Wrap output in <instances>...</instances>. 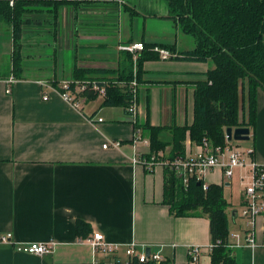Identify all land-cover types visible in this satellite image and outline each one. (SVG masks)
<instances>
[{
  "label": "crops",
  "instance_id": "1",
  "mask_svg": "<svg viewBox=\"0 0 264 264\" xmlns=\"http://www.w3.org/2000/svg\"><path fill=\"white\" fill-rule=\"evenodd\" d=\"M49 9L33 6L22 16V72L9 93L5 89L12 76L11 26L0 21V63L5 57L7 65L0 72V235L11 233L13 241L0 242V264H85L91 247L78 240L95 231L114 243L164 244L170 264H190L188 247L202 246L197 264H211L207 216H173L163 202L164 167L146 169L131 163L136 149L144 153L150 149L142 143L132 145L134 125L124 107L102 106L103 96L87 99L83 94L77 108L57 88L61 80L76 79L74 68L117 67L120 45L141 41L174 46L173 56L142 63L138 119L140 123L148 114L154 126L190 125L193 83L212 65L175 58L193 48L194 40L184 41L185 33L167 16L163 0H77L58 9L56 22ZM250 135L253 157L264 163L262 89L257 90L256 125ZM142 137L150 143L147 135ZM159 138L168 142L171 134L164 130ZM107 139L119 140L121 146L103 148ZM170 147L159 152L167 156ZM199 150L186 132L184 155ZM202 180L222 185L225 198L235 186V202L226 198L228 229L242 232L238 173L227 179L215 167ZM78 220L90 227L87 235L77 234ZM256 232L258 238L264 235V215L257 218ZM50 239L56 241L50 253L15 250L16 243ZM230 253L236 264H264V247L235 248Z\"/></svg>",
  "mask_w": 264,
  "mask_h": 264
},
{
  "label": "trees",
  "instance_id": "2",
  "mask_svg": "<svg viewBox=\"0 0 264 264\" xmlns=\"http://www.w3.org/2000/svg\"><path fill=\"white\" fill-rule=\"evenodd\" d=\"M77 0H0V21L11 26L12 52L11 73L20 78L22 72L21 34L25 23L23 14L33 6L50 7L48 10L56 22L58 9ZM168 17L178 23L180 30L192 36L193 48L175 55L184 60L210 62L212 65L202 73L203 78L194 81L193 121L190 125L171 123L168 127L151 125L148 114L139 123L142 133L149 138V154L157 157L159 151L170 145L167 156L184 155V140L188 132L190 141L202 144L208 141L212 146H223L226 127H248L254 131L256 125L257 90H264V0H163ZM79 2V1H78ZM133 13V9L124 6ZM136 60V78L141 82L142 63L159 58L153 51L155 46L166 48L173 56L174 46L144 43ZM132 54L122 51L119 64L114 69L74 68L76 79L106 82L102 106L128 105L129 96L115 81H130L133 78ZM245 92L246 101L242 116H239V92ZM87 99L98 94L87 90ZM168 130L170 141H162L159 134ZM163 202L176 217L206 215L209 220L211 264H236L225 241L229 235L226 209L229 206L223 193V186L204 181L197 185L191 178L183 189L175 174L164 167ZM78 235H87L90 227L81 220L76 223ZM134 264H153L134 262ZM166 264V263H163Z\"/></svg>",
  "mask_w": 264,
  "mask_h": 264
},
{
  "label": "built area",
  "instance_id": "3",
  "mask_svg": "<svg viewBox=\"0 0 264 264\" xmlns=\"http://www.w3.org/2000/svg\"><path fill=\"white\" fill-rule=\"evenodd\" d=\"M12 4V0H10ZM144 48L141 41L123 44L119 46L121 51H127L133 56V78L130 81L118 80L114 83L119 86L124 93L129 96L128 105L125 108L129 121L134 125V134L132 137V145L142 143L148 147L149 142L142 137V129L139 125V84L136 78V59L138 53ZM154 51L159 53L161 58L170 57L168 50L154 47ZM15 81L13 76H10L6 82L5 92L9 93L10 85ZM106 82L98 84L95 80L86 79H64L60 81L57 88L60 96L73 105L79 107V95H83L85 91H94L98 95L104 96ZM46 99V96H44ZM98 118V121H101ZM226 140V135H225ZM121 146L119 140L107 139L103 144V148L118 149ZM200 150L194 155H175L169 157L162 152H158L157 157L152 154L148 158L149 152H142L136 149L132 156V164H140L146 169H151L155 165H162L171 170L175 176L181 181L183 189L188 187L189 180L196 178L202 180L206 172L210 169L218 167L222 170L223 175L227 179H233L238 173L242 180V206L240 216L245 220V228L242 232L229 233L225 241V246L229 250L235 248L255 249L264 247V235L261 238L257 237L256 221L259 216L264 215V163L257 162L253 153L252 147L240 148L238 145L228 142L223 146H212L208 141H203L199 145ZM203 184V188H206ZM79 243L88 244L91 247V259L85 264H134L153 263V264H170L167 257L163 254L164 244H141L136 241L126 243H114L107 241L103 233L95 231L90 237L81 238ZM0 242L11 244V233H3L0 235ZM56 241L50 239L44 242H24L16 243L15 250L19 252L42 255L50 253L54 250ZM174 246V244H171ZM212 244L208 245L209 250ZM146 248H149L146 254ZM203 247L198 245L189 246L187 249L188 260L190 264H197L201 256Z\"/></svg>",
  "mask_w": 264,
  "mask_h": 264
},
{
  "label": "rangeland",
  "instance_id": "4",
  "mask_svg": "<svg viewBox=\"0 0 264 264\" xmlns=\"http://www.w3.org/2000/svg\"><path fill=\"white\" fill-rule=\"evenodd\" d=\"M123 16H125V14H123ZM126 16H127V13H126ZM183 39L185 42H193V38L192 36L188 35V34H184L183 35ZM181 46V44H180ZM3 60L1 61L0 63V72H3L7 69V65L5 64L6 62V58H2ZM210 63V62H209ZM245 95L243 94V92L240 90L239 92V116L241 117L242 116V113H243V105H245ZM252 134V133H251ZM251 136V135H249ZM232 144L234 145H238L240 148H249L252 146V143H253V138L252 136L250 137V139L248 140H239V141H231ZM227 194H226V198L230 201V202H235L236 200V188L235 186H233L232 190H231V195H230V191L229 189L226 191ZM237 204V203H235Z\"/></svg>",
  "mask_w": 264,
  "mask_h": 264
},
{
  "label": "water",
  "instance_id": "5",
  "mask_svg": "<svg viewBox=\"0 0 264 264\" xmlns=\"http://www.w3.org/2000/svg\"><path fill=\"white\" fill-rule=\"evenodd\" d=\"M226 140L231 142L232 140H248L250 135V129L248 127H226L225 128ZM201 184L200 180H197V185ZM149 248H146V254H148Z\"/></svg>",
  "mask_w": 264,
  "mask_h": 264
}]
</instances>
